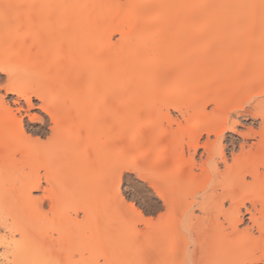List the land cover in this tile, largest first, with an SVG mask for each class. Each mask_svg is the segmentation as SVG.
Wrapping results in <instances>:
<instances>
[{"label":"bare ground","instance_id":"obj_1","mask_svg":"<svg viewBox=\"0 0 264 264\" xmlns=\"http://www.w3.org/2000/svg\"><path fill=\"white\" fill-rule=\"evenodd\" d=\"M210 1L216 2L0 0V91L10 98L0 95V250L8 264H100L99 255L105 264L134 256L132 264H264V5L245 16L250 32L233 33L238 46L248 43L249 54H222V44L205 58L214 42H226V30L207 38L195 67L180 46L203 15L209 20L204 31L216 35L226 9H206ZM171 50L162 67L156 65ZM231 66L228 80L209 98V85ZM195 68L219 71H201L204 76ZM190 77L203 91H173ZM131 95L142 104L151 96L165 107L167 118L156 120L177 125V142L165 152L161 147L163 155L139 170L162 205L124 211L119 170L132 165L124 167V116L130 115L124 111L134 108ZM153 101L148 109L156 108ZM208 103L216 107L210 113ZM247 118L258 127L238 131L239 119ZM156 120L147 126L155 128ZM170 133L156 137L155 145ZM90 182L101 185L93 189Z\"/></svg>","mask_w":264,"mask_h":264},{"label":"rangeland","instance_id":"obj_2","mask_svg":"<svg viewBox=\"0 0 264 264\" xmlns=\"http://www.w3.org/2000/svg\"><path fill=\"white\" fill-rule=\"evenodd\" d=\"M120 1H124V0H120ZM248 0H216V2H214V1H210L209 3H207L206 4V9H211V8H216V7H218V5L219 4H223L224 6H225V9H226V11H225V13L222 15V17H223V19L220 21V22H218V23H215L214 25L216 26V29H215V32H216V35H214L215 33H213V35L212 34H210V32L208 31V30H210V29H207V31H204V29L205 28H203V26H205L206 24H207V22L209 21L208 20V18L206 17V15H203V16H201L197 21L196 20H194V21H196L195 23H194V25H193V28L195 29L193 32H191L190 34H188V36H187V41L185 42V43H183L181 46H180V51H183V52H186V53H189V56H190V61H191V63L193 64L194 63V65H192V66H195L196 67V65H200V63H202V62H200V60H199V53H196V52H198L204 45H205V43L207 42V41H209V40H207V38L209 37V39H212V37L213 36H217L218 34H220V33H226L225 31L226 30H228V33H227V39H226V42H224V43H222V42H220V41H216V42H214V48H212V49H210V50H208V52H207V54H206V59L207 60H209L208 58H210V57H214L215 55V53H217V51L219 50V48H220V46H222V44H224V45H226L225 46V49L223 50V52H222V54H225V55H230V56H236V55H239V54H242V55H247V54H249V52L251 51V50H249L247 47H245L244 45H243V43H241V45H243V47L244 48H242V46L240 47V45L238 46L236 43H235V40H234V37L236 36V34L235 35H233V33H234V31L236 30V29H238V31H239V28L241 29V31L243 32V30L245 31H247L248 29V31L246 32V34L248 33V32H250V29H252V26H251V28H248V26H249V24L247 23V20L245 21V16H247V15H249L252 11H255V12H257V10H258V8H260V6H262V5H264V0H257V2L256 3H254L255 5H253L252 4V2H250V3H245V2H247ZM174 12H171V14H173ZM238 13H240V14H243V16H241V17H239L238 19H235L236 18V15L238 14ZM245 21V22H243L244 24L246 23V25H245V27H243V23H242V21L243 20ZM186 24V23H185ZM184 24V25H185ZM191 24V23H190ZM183 25V26H184ZM223 25H224V28H226V29H224V31L222 30V28H223ZM241 25H242V27H241ZM207 26V25H206ZM212 26H213V24H212ZM211 25H210V28L212 27ZM176 27H178V26H176ZM191 28H192V24H191ZM203 28V29H202ZM181 29H184V28H181ZM199 29H201V31H203V32H199ZM177 30V29H176ZM179 30V29H178ZM193 30V29H192ZM174 31V30H173ZM223 31V32H222ZM179 32V31H178ZM204 32H207V33H204ZM236 32V31H235ZM208 34H210V35H208ZM245 34V33H244ZM174 35H176L175 33H174ZM212 35V36H211ZM119 38V36L118 35H115L114 36V41H116L117 39ZM208 43V42H207ZM245 43V42H244ZM240 49H239V48ZM176 48H178V47H176ZM242 48V49H241ZM247 48V49H246ZM174 50H178V49H175L174 48ZM172 51V52H171ZM169 53H165V54H162V55H160L159 57H158V59L160 60L158 63H156V65L157 64H159V66H161V64L163 63V60L169 55V54H171V53H173V50H171ZM175 52V51H174ZM129 54H131V53H129ZM250 57V56H249ZM248 57V58H249ZM205 59V61H207ZM251 59V58H250ZM162 60V61H161ZM249 62H250V60H248ZM157 62V61H156ZM248 62V63H249ZM127 64V63H126ZM250 64V63H249ZM246 66V65H245ZM244 66V67H245ZM248 66V65H247ZM158 67V66H157ZM162 67V66H161ZM160 67V68H161ZM243 67V68H244ZM249 67V66H248ZM231 68H234V66H231L230 68H228V69H223L222 70V72H221V74H222V76H221V74H220V76L222 77H220V80L221 81H215L214 83H211V85L212 84H214V85H209V87H211V89H209L210 90V92H212L213 94H209L208 93V96H209V98L211 97V95L213 96L214 95V93L216 92V89H217V87H220V85L222 86L223 84H224V82H226L227 80H228V78H227V76H228V73L230 72L229 70L231 69ZM197 71H199L200 72V75L202 74L201 73V71H203V70H199L198 68H195ZM243 70V69H242ZM246 72H247V67H246ZM197 71L196 72H192V74H195V73H197ZM219 70H216V68H211L209 71L207 70V71H203V72H205V74L207 73V76L210 74V73H216V72H218ZM209 73V74H208ZM245 73V72H244ZM198 74V73H197ZM205 74L203 73L202 75H204L205 76ZM248 74V73H247ZM211 75V74H210ZM217 75V74H216ZM216 75L214 76V77H216ZM213 76L212 77H210V79L212 78H214ZM209 78V77H208ZM205 80H207V78H204ZM210 79H208L207 81H210V82H212V80H210ZM195 77H194V79L192 78V77H190V78H188V79H186V82H185V84H183L182 86L181 85H179L178 84V86H175L174 87V89H173V91H177V90H181V89H185V88H188V87H190V92H192V91H197V93L198 92H201V91H203L202 89H204V87L202 88V84H200L199 86H195V85H193V83H195ZM214 81V80H213ZM221 82V83H220ZM218 83H220V85L218 84ZM193 85V86H195V87H191V86ZM214 86V87H213ZM112 89H113V87H112ZM219 89V88H218ZM217 89V90H218ZM113 91V90H112ZM111 91V92H112ZM220 91V90H219ZM125 94V93H124ZM220 94V93H219ZM0 95L1 96H3L4 98H6L7 100H10V98L9 97H6L5 96V93H4V91H0ZM128 95H130L129 93L127 94H125L124 95V98H128ZM154 96H156V94H154ZM247 95L245 94V98H247L246 100H248V97H246ZM150 97V98H149ZM149 97H147V103H145V104H142V103H144L145 101H143V100H145V98L142 100L143 102L141 103L140 101H141V99L140 100H137L136 102H140V104L141 105H145V108L143 109V108H141V107H143V106H141L140 108H139V104L137 103L136 104V102L134 101V100H132V99H137V97L136 96H129V98H130V101H132V102H130L129 103V106L130 105H132L133 103H134V108L133 109H131L132 110V112H128V111H124V114H128V113H130V115H128V117L130 118H128L127 116L125 117L124 116V167L125 166H128L129 164H132L131 166H133V167H135V168H138L140 171H142V170H147L146 168H150V166L152 165V163H153V161L154 160H156V159H158L160 156H162L163 155V153H162V150H160V148L161 149H163V151H164V147H167V145H169L171 142L173 143V142H177V140H176V137H174V131L176 130V128H177V125L175 124V123H171V122H168V121H166L167 119V117L164 115V113H166L167 114V110L165 109V107L164 106H162L161 105V103L160 102H158L157 100H155V101H153V99H152V97L151 96H149ZM157 97V96H156ZM244 97V96H243ZM241 98V102L242 103H244V104H246L247 103V101L245 100V98ZM154 98V97H153ZM190 97L189 96H187V97H185L184 98V101H183V103H184V105H185V107H189V105H188V102H189V99ZM212 98V97H211ZM155 99H158V98H155ZM160 99V98H159ZM150 101H153L154 103H156L155 104V106H156V108L155 107H153L152 106V108H150V109H148L149 107H150V105H151V103H150ZM152 102V103H153ZM186 103V104H185ZM113 105H114V102H113ZM154 105V104H153ZM214 104L213 103H208V105H207V112L208 113H210V112H212L214 109H216V107H215V105L213 106ZM247 107H249L248 106V104L246 105ZM154 108L155 109H157V112H156V110L154 111ZM140 109H142L141 111H139ZM160 109V110H159ZM137 110H138V112H137ZM152 110V111H151ZM169 111H170V113H168V114H170L171 115V117L173 118V119H177V118H179V114H178V112L177 111H175V110H173V109H169ZM219 111H221V110H219ZM188 112H190L191 113V110L189 109L188 110ZM217 112V111H216ZM32 113H34V114H38V110H33L32 111ZM161 113H162V115H161ZM159 116H165L164 118L166 119V120H164V118L161 120V119H158V120H156L157 119V117H159ZM235 119H236V117H234ZM126 119V120H125ZM28 119H26V121H27ZM155 120H156V125H155V128H152V125L150 124V126L148 127L147 125L150 123V121H151V123L153 122H155ZM240 120V122H241V126H239L238 127V131H240V132H245L246 131V129L247 128H251V127H258V121H255L254 119H252V118H247L246 120H243V119H239ZM171 123V124H170ZM170 124V125H169ZM173 124V125H172ZM169 125V126H168ZM154 126V125H153ZM170 129H169V128ZM147 128H149V129H153L151 132L153 133H155V135H154V137H149V136H152L151 134V132L149 133V129H147ZM166 129V130H165ZM168 130H171V131H168ZM165 131L166 132H171L172 133V135H171V133H170V135L171 136H169L168 134H166L164 137V139H161V141H162V143L160 144L159 143V145L160 146H158V144H156L155 145V143H158L159 142V138H162V134L164 133L165 134ZM148 133V134H147ZM161 136V137H160ZM231 136H233L234 137V139H238L240 142L242 141V139L239 137V136H237V135H233V134H231V133H228V137H231ZM136 137V139H134ZM151 138V139H153V141H155V142H153L152 140H148L149 138ZM157 137V138H156ZM171 137V138H170ZM155 138L156 139H159L158 140V142H157V140H155ZM168 138H170V139H168ZM175 139V141H174V139ZM135 140V144L134 145H137L138 146V148L136 149V150H133L132 149V141H134ZM173 139V140H172ZM212 140L214 139L213 137L211 138ZM147 140H148V142H147ZM249 140V141H248ZM248 140H246V142H248V144H250L251 143V139H248ZM202 141L203 142H205L206 141V136H204V138L202 139ZM201 141V142H202ZM150 142V143H149ZM151 143H153L154 144V148H151V149H148V150H152V155H151V160L149 161L148 159H146V161H144L143 159H144V156H146L147 155V152H148V150H147V148H148V145H151ZM175 143H173L172 145H171V148L174 146V144ZM227 143V142H226ZM140 146V147H139ZM150 148V147H149ZM168 148V147H167ZM171 148H168V149H166V150H169V149H171ZM231 147H230V149L229 150H227V156L229 157V159L231 158ZM237 150L236 151H238V147L236 148ZM157 150H159V151H157ZM157 151V152H156ZM143 152V153H142ZM165 152V151H164ZM203 152V150L202 149H199V151H198V155L196 156V159L197 160H199V155L201 154ZM142 153V154H141ZM146 154V155H145ZM137 156H139V157H137ZM148 156H150V153H149V155ZM158 156V158H156ZM137 157V162H134V163H132V161L135 159ZM143 157V158H142ZM147 157V156H146ZM138 158H139V160H138ZM141 159V160H140ZM146 163H143V161ZM150 163V164H149ZM142 164H144V165H142ZM219 167H220V169H223V165L222 164H219ZM139 171V172H140ZM115 173H117V171L115 172ZM116 175V174H115ZM130 175H134V173H132V172H129V171H127L125 168H124V177H123V181H122V184H121V189H122V193H123V197H124V202L121 204L123 207H124V211H126V210H132V207L133 208H135V209H140V210H145V209H148L150 206H151V203H158L159 205H162V202H159V201H157L158 199H157V197H156V195H155V193L153 192V191H151V190H149V188L147 187V185H145L144 184V182L141 180V178L139 177V175H136L135 176V182H136V186L139 188V189H142L143 190V192L148 196V200L147 201H145L144 200V198H143V196H140L139 194H137V195H134V196H130L129 195V193L130 192H132L133 191V189H131L130 188V181H128V179H127V177L128 176H130ZM92 184L93 185H95V188H93V189H97L98 190V188L100 187V185L101 184H99V182H90L89 183V185H88V187H92ZM94 187V186H93ZM98 187V188H97ZM144 187V188H143ZM91 188H89V189H87V190H89V193H88V195L89 194H91V195H93L94 194V192L96 191H92L93 192V194L92 193H90V190ZM114 192H115V190H112V191H109V192H107L106 194L107 195H110V194H114ZM34 195H40L39 193H35ZM95 198H93L92 200H93V203L95 204V200H94ZM137 201H139V202H137ZM78 215H80V216H78V218L80 219L81 218V216H82V213H79ZM158 216V213H156V214H154V216L153 217H157ZM248 221L246 220V223H247ZM0 233L2 234L3 233V231L1 232V229H0ZM89 253L88 252H86L85 253V255H84V257H86V256H89L88 255ZM135 258H131V259H129V260H124V264H132L135 260H136V256H134ZM97 258H98V260H99V263L100 264H105V258H104V256H101V255H99V256H97ZM77 259H78V257H77ZM133 259V260H132ZM6 261V262H5ZM104 261V262H103ZM8 261L6 260V259H4V257H3V251H2V249L0 250V264H8L7 263Z\"/></svg>","mask_w":264,"mask_h":264},{"label":"snow or ice","instance_id":"obj_3","mask_svg":"<svg viewBox=\"0 0 264 264\" xmlns=\"http://www.w3.org/2000/svg\"><path fill=\"white\" fill-rule=\"evenodd\" d=\"M29 106H31V101H29ZM45 111H47V109H45ZM50 114L51 113H49V115ZM31 119L41 121L42 120V117L40 115H31ZM119 171L120 172H123L124 169H120ZM127 171L134 173V175H130V176L127 177L128 181L131 182L130 183V188L133 189V191L130 192L129 195L130 196H134V195L139 194L140 196H143V198H144L145 201H147L148 200V196L143 192L142 189H139L136 186L135 176L140 174L139 173V169L138 168H135L133 166H129L128 169H127ZM137 202H139V201H137Z\"/></svg>","mask_w":264,"mask_h":264}]
</instances>
